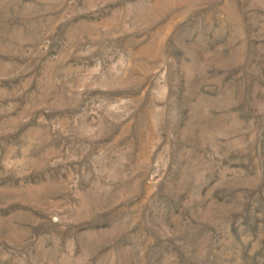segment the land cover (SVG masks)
<instances>
[{
    "label": "rangeland",
    "instance_id": "obj_1",
    "mask_svg": "<svg viewBox=\"0 0 264 264\" xmlns=\"http://www.w3.org/2000/svg\"><path fill=\"white\" fill-rule=\"evenodd\" d=\"M0 264H264V0H0Z\"/></svg>",
    "mask_w": 264,
    "mask_h": 264
}]
</instances>
